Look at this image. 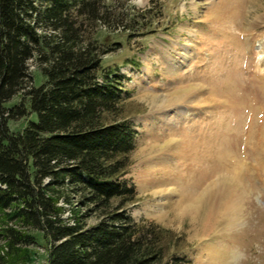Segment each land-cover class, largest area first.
<instances>
[{
  "label": "rangeland",
  "instance_id": "rangeland-1",
  "mask_svg": "<svg viewBox=\"0 0 264 264\" xmlns=\"http://www.w3.org/2000/svg\"><path fill=\"white\" fill-rule=\"evenodd\" d=\"M106 4L131 25L97 32L116 49L104 56L100 81L115 70L124 77L122 115L136 132L120 178L137 194L129 216L177 235L176 264H264V0ZM31 70L40 86L43 76ZM60 205L70 217L72 207ZM30 234L35 244L9 264H47L48 242Z\"/></svg>",
  "mask_w": 264,
  "mask_h": 264
},
{
  "label": "trees",
  "instance_id": "trees-1",
  "mask_svg": "<svg viewBox=\"0 0 264 264\" xmlns=\"http://www.w3.org/2000/svg\"><path fill=\"white\" fill-rule=\"evenodd\" d=\"M106 1L0 0V264L35 244L31 231L48 242L47 264L179 260L176 234L127 212L137 194L120 178L136 132L122 115L124 77L115 70L100 81L116 49L97 32L131 25ZM21 120L27 125L14 130Z\"/></svg>",
  "mask_w": 264,
  "mask_h": 264
},
{
  "label": "bare ground",
  "instance_id": "bare-ground-1",
  "mask_svg": "<svg viewBox=\"0 0 264 264\" xmlns=\"http://www.w3.org/2000/svg\"><path fill=\"white\" fill-rule=\"evenodd\" d=\"M173 68H174V65H173V63L172 62H170L169 60H168V62H167V64H166V70H167V73L168 74H173L174 72H173ZM156 207V206H155ZM148 209V208H147ZM162 209H164L163 208V206H162V208L160 207H156V208H154V209H151V211H156V212H158V213H161L162 212ZM150 214V213H149Z\"/></svg>",
  "mask_w": 264,
  "mask_h": 264
}]
</instances>
